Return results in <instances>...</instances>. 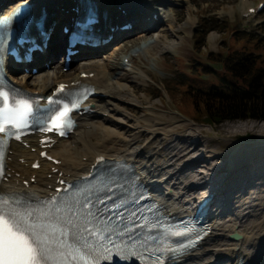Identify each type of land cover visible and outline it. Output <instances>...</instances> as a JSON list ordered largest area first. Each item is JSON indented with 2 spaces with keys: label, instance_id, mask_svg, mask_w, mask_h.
Instances as JSON below:
<instances>
[{
  "label": "bare ground",
  "instance_id": "obj_1",
  "mask_svg": "<svg viewBox=\"0 0 264 264\" xmlns=\"http://www.w3.org/2000/svg\"><path fill=\"white\" fill-rule=\"evenodd\" d=\"M3 1L7 2L5 4L7 5L10 0H0V3ZM24 1L16 0L17 3ZM89 1L97 8L96 11L102 15V18L106 17L105 24L108 25L110 22L122 20L123 24L131 25L129 30L112 33L113 39L128 37L122 40L113 52L119 48L129 49L126 47L127 44L131 48L140 45L141 41L146 40L147 36L150 35V31L159 25V31L166 29L163 27L167 25V27H170L173 24V27H175L180 17V10L172 9L171 15L167 13L166 6L169 5L170 0ZM177 1L182 5L188 3L186 0ZM85 2L86 0H43L41 6L44 7L47 21L53 27V30L48 50L45 55L35 57L31 63L32 67L41 69L54 63L62 48L61 45L58 46L56 43L57 39L55 37L58 33L57 29L64 24L61 22L65 20L66 10H69L67 12L73 16L70 10L80 8ZM247 2L248 0L245 1L243 6L239 5L241 12H245L249 7L244 9ZM33 5L34 14L38 16V8L36 4ZM187 12L190 13L189 10ZM186 24L191 28L194 22L187 20ZM169 31L174 32L170 28ZM211 38L214 39L215 35ZM154 42V40L149 41L148 44L144 42L140 45L141 51L148 50L154 45ZM169 44L165 46V51L171 50L176 43ZM107 45L94 49L93 58L100 56ZM126 56L129 57V66L134 68L132 61L134 53L124 55L122 59ZM93 58L82 61L79 66L81 69H76V73L63 75L60 69H56L51 75H36L35 81L38 83L34 90L39 93L47 92L56 83H70L78 80V76L82 73H92V69L86 71L82 68L92 66L94 61L91 60ZM101 60L107 71L99 72V75H103L99 78L94 75L92 79L85 80L98 92L97 96L90 97L85 102V105H89V109L92 108L94 112L77 116V126L73 134L67 139L58 140L48 150L49 154L61 161L58 166L59 170L62 171L60 178L76 179L86 175L90 165L99 156L109 160H125L140 173L142 181L150 187L161 204L165 205L168 210L180 214L182 210L187 209L190 205L199 203L207 193L206 191L201 195H195V191L204 190L209 183L207 179L205 180V177V182H201L203 184L197 189H195L198 187L196 183L200 181L196 183L189 182L199 178L200 170L194 171L192 175L188 176L182 174V170L187 167L186 163L194 168V165H197L198 161H203L202 157H204V161H207H203L207 166L205 169L210 171L213 180L210 191L211 231L201 247L181 258V264H264V211H262L261 217H257L255 204L257 198L254 197L255 192L248 190L253 187L251 181L256 177L261 175L264 178V170H262L264 168L261 162V158L264 157V140H256L248 145L250 147H241L240 144L236 143L237 147L234 145V148L224 153L204 149L201 156L193 160L189 157L185 163L175 168L177 161L182 158L185 160L188 157L186 155L198 150L196 148L198 144H196L198 141L196 136L173 129L179 123L178 119V121H175V117H166L171 121L173 120L170 127L168 126L169 121L166 119H155L154 124L150 122L142 124L138 120L130 121L120 108L131 104V98L126 100L124 98L126 92L128 94V89H126L128 85L123 84L122 80L110 83L107 78L113 72L124 70L126 65L122 62L108 63L106 58L102 59V57ZM118 75L117 78L121 77ZM129 77L133 81L137 80L135 75ZM10 78L16 81L18 77L10 75ZM19 83H22V81H19ZM24 84L27 83L24 82ZM25 85L24 87H26ZM132 98L134 97L132 96ZM151 107L152 105L147 106L145 109L148 110ZM86 126H89V130L85 129ZM116 127H119L121 133H117ZM254 128L232 126L226 131L227 135L224 139L231 140L239 132L246 133L253 130L259 138L264 139V126H254ZM85 131L98 133L100 135L99 143L90 147L83 138ZM141 135H145V140L135 148L139 141L136 140V137ZM184 138L189 140L190 144L184 145L181 142ZM212 138L217 139L215 135ZM115 143H119L118 150L104 151L108 144L112 146ZM179 143L181 145H178ZM253 143L263 144L254 146L251 145ZM28 144L29 148H36L34 141L28 140ZM190 146L195 147L192 149ZM245 150H248L246 152H250L251 155L247 156ZM241 156L243 159L241 158V161L236 163L235 166H226L228 161L240 159ZM84 158H86L85 162L82 161ZM35 159H39L36 152H30L24 146L12 143L11 152L7 155L5 180L0 184V191L8 194L26 192L37 195H46L51 192L52 190L48 189V186L53 184L56 175L50 173V163L42 160H39L41 166L38 170H31L30 163ZM26 164L27 166H25ZM172 170L176 172L172 174ZM49 174L51 175L48 178ZM33 176L34 182L30 183L29 180ZM188 177L191 180L187 181ZM24 181L28 182L27 187L24 185ZM227 195L233 198L232 201ZM231 233H236L239 237L236 239L230 238Z\"/></svg>",
  "mask_w": 264,
  "mask_h": 264
},
{
  "label": "rangeland",
  "instance_id": "obj_2",
  "mask_svg": "<svg viewBox=\"0 0 264 264\" xmlns=\"http://www.w3.org/2000/svg\"><path fill=\"white\" fill-rule=\"evenodd\" d=\"M186 1L188 3L184 5L179 3L177 0L169 1V5L166 6L167 13L171 15L172 9L180 10V17L178 18L175 27L171 24L170 27H167V25L163 27L166 29L159 31V25L150 31V35L147 36V39L142 40L140 43V45L144 42H147L148 44L149 41L154 40V45L148 50L141 51L142 49L139 44L132 48L129 47V44H127L126 47L129 49L125 50L119 48L117 51L113 52L122 40L128 38L122 37L118 41L109 44L104 51H102L100 56L94 57L93 60H91L94 61L92 62V66L82 68L86 71L92 69V73L95 74V77L99 78L103 76L102 74L99 75V72L103 73V71H107L105 65H102L103 61L101 60V57L102 59L106 58L108 63H124V65H126L124 70L121 72H113L107 77L108 82L110 83L122 80L123 84L126 83L128 85L126 88L128 89V94L126 92L124 98L125 100L127 98H131L132 101L131 104L120 107L124 111V115H126L130 121L138 120L142 124L146 122L154 124L155 119H166L169 121V127L173 124V120L171 121L166 117H175V121L179 120V123L178 126L175 125V128L173 129L196 136L198 139L196 142V144L198 143L196 148L198 150L186 155L188 157H186L185 160L182 158L177 161L175 168L185 163L189 157L193 160L196 157L201 156L204 149L224 153L234 148V145L237 147L236 143L240 144L241 147H246L256 140H264L259 138L257 134L254 133L255 130L251 132L247 131L246 133L239 132L231 140L224 139L227 135L226 131L232 126H246L251 129L254 128V126H264V121L237 120L225 121L221 124L212 126L205 125L204 123L197 121V119L194 120V115H192L190 110L191 107L193 111H196V114H199L203 112V107L199 102H196L195 108L193 105L190 106L187 102V98H185L186 95L182 92L184 87H186L189 83H193L195 86L199 85L200 87H207L211 84L218 85L219 76L223 74L224 70L219 61L211 59L212 55L215 53L232 52L236 48L242 49V47H244V50L252 51L254 57H258L259 59L260 57H264V9H262L255 16L242 18V12L239 9L240 0ZM261 1L264 0H248L246 6H255ZM246 6L244 8H246ZM188 10L190 12L189 14L187 12ZM187 20H192L194 22L191 28L187 26ZM169 28L174 32L171 33ZM209 34L210 36L208 37ZM214 35L215 38L212 39L211 37H214ZM168 43L176 44L171 50L165 51V46L168 45ZM129 53H134L132 58L134 68L129 66V57L126 56L122 59L124 55H128ZM193 60H196V62L198 61V63L193 64ZM60 61H62V57H59V59L56 60L50 67L40 69L35 74H31L28 71L20 73L16 75L18 78L15 83H18L19 81L23 82L25 80L28 87L31 86L34 88L33 84L38 83L35 81L36 75H51L56 69H60L63 75H69V73L72 74L73 71L76 73L77 71L75 69H81L79 66L82 62L79 60L72 62L70 68L67 70L60 67ZM199 62L208 65V73L203 72ZM118 73H120L119 75L121 77L117 78ZM133 75L137 76L136 81L130 79L129 76ZM195 75L198 78V82L196 80H190V77H195ZM236 85L242 87L243 84L240 81V83H236ZM191 92L194 91L191 90ZM127 95L128 97H126ZM132 96L134 98H132ZM150 105H152L151 109L146 110L145 108ZM85 129L89 130V126H86ZM116 131L117 133H121L119 127H116ZM214 135L217 139L212 138ZM83 138L85 142L92 147L99 143L100 135L95 132L90 133L85 131ZM136 140L139 141L138 143L136 142L137 145L135 148L143 143L145 135L137 136ZM181 142L184 143V145L190 144L189 140L185 138ZM118 144L119 143H115L112 146L108 144L104 151H109L110 149L118 150ZM258 144L263 143H253L251 145L257 146ZM178 145L181 144L179 143ZM194 147L195 146H190L192 149ZM246 151L248 150H245V152ZM245 154H247V156L251 155L250 152H246ZM241 158L242 156L240 159L237 158L228 161L226 166H235L236 163L241 161ZM202 159L203 161L205 160L204 157H202ZM82 161L85 162V158L82 159ZM203 161H198L196 163L197 165H194V168L186 163L187 167L182 170V174L187 176L192 175L194 171L196 172L200 170V175L197 180L189 181L191 178H187V181L190 183L200 181L196 183L198 187L195 189L199 188L206 179L207 182H209L204 190L195 191L196 196L205 193L212 186L213 182L211 179V173H209L210 171L205 169L207 166L204 162L207 161ZM261 162L264 166V157L261 158ZM174 172L176 171L172 170V174ZM251 184L253 187L248 190L250 192H255L254 197L257 198L255 203L257 217H261V213L264 211V178L259 175L251 181ZM227 197L230 198V201H232L233 198H231V196ZM234 203L235 201L233 204Z\"/></svg>",
  "mask_w": 264,
  "mask_h": 264
},
{
  "label": "snow or ice",
  "instance_id": "obj_3",
  "mask_svg": "<svg viewBox=\"0 0 264 264\" xmlns=\"http://www.w3.org/2000/svg\"><path fill=\"white\" fill-rule=\"evenodd\" d=\"M64 87L59 86L54 96L63 92ZM83 99H87L86 94L70 103L49 97L48 104L57 107L46 110L41 130L64 136L73 127L71 115ZM33 110L34 102L0 91V180L4 178L9 140H19L23 130L36 122ZM102 161L103 158L98 159V163ZM59 183L65 184L63 180ZM101 187L111 191L112 185L104 183ZM95 191L92 188L77 191L75 186L66 185L57 188L51 199L40 200L38 204L33 203L31 196L0 193V264H101L113 249L124 253L131 250L146 264H163L157 253L175 249L159 246V238L149 233L159 228L165 236L182 237L194 230L191 226L164 227L150 223L147 215L139 218L140 223L127 221L119 211L123 203L99 209L98 205L110 197L93 201ZM105 212L113 215L106 216ZM130 215L136 217L135 212ZM136 228L144 229L143 238L135 234Z\"/></svg>",
  "mask_w": 264,
  "mask_h": 264
},
{
  "label": "trees",
  "instance_id": "obj_4",
  "mask_svg": "<svg viewBox=\"0 0 264 264\" xmlns=\"http://www.w3.org/2000/svg\"><path fill=\"white\" fill-rule=\"evenodd\" d=\"M211 59L223 66L218 85L200 87L189 83L182 90L190 106L195 108L199 102L203 107L199 114L190 107L193 119L209 126L235 120L264 121V57H254L252 51L242 47L232 52L215 53ZM194 63L198 61L193 60ZM199 64L203 72L208 73V65ZM190 80L198 82L196 75ZM240 81L242 87L236 85Z\"/></svg>",
  "mask_w": 264,
  "mask_h": 264
},
{
  "label": "water",
  "instance_id": "obj_5",
  "mask_svg": "<svg viewBox=\"0 0 264 264\" xmlns=\"http://www.w3.org/2000/svg\"><path fill=\"white\" fill-rule=\"evenodd\" d=\"M231 237H233V238H235V237H236V238H237V237H239V236H238V235H231Z\"/></svg>",
  "mask_w": 264,
  "mask_h": 264
}]
</instances>
